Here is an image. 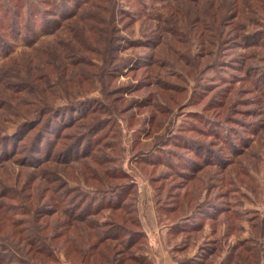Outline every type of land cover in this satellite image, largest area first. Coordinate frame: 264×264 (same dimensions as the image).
Listing matches in <instances>:
<instances>
[{
  "label": "rangeland",
  "instance_id": "1",
  "mask_svg": "<svg viewBox=\"0 0 264 264\" xmlns=\"http://www.w3.org/2000/svg\"><path fill=\"white\" fill-rule=\"evenodd\" d=\"M0 264H264V0H0Z\"/></svg>",
  "mask_w": 264,
  "mask_h": 264
},
{
  "label": "trees",
  "instance_id": "2",
  "mask_svg": "<svg viewBox=\"0 0 264 264\" xmlns=\"http://www.w3.org/2000/svg\"><path fill=\"white\" fill-rule=\"evenodd\" d=\"M76 16H77V14L74 12V13H70V15L67 16V18H69V19H70V18L73 19V18H75ZM38 30H39V29H38ZM38 30L36 31V33H39V34H40V33H43V32L45 31V30H44V31H38ZM46 33H48V32H46ZM46 33H44V34H46ZM32 41H33V40H32ZM34 41H35V40H34ZM63 48H64L63 50H68V49H69L70 51L75 50V49H74L73 47H71V46L63 47ZM68 54H69V53L64 52L62 56L65 57V56H67ZM64 57H63V58H64ZM63 58H62V59H63ZM62 59H61V60H62ZM61 62H62V65H63V64L65 63V62H64V59H63ZM79 63H81L80 60H77V61L74 60V61H72L71 64H72V66H76V65L79 64ZM79 86H80V85L76 84V85H75V87H76V91H75V92H67V93H65V95H63L62 97H67V98H68V97L74 96L76 93H79V91L83 90V89H79ZM44 111H46V110L44 109ZM50 119H51V118H49L48 120L50 121ZM40 120H41V118H40L38 121H40ZM51 120H53V118H52ZM25 124H26V123L23 122L21 125H19V127L17 128V130H22V129L24 128ZM44 124H46V121H45ZM42 163H43V162H40V163H38L37 165H34V166L42 165ZM169 206H171V205H168V207H169ZM116 208L119 209L120 207H116ZM78 215H79V214H76V213H73V215H72V213H71V216H78ZM77 220H78V218H77ZM83 220H84V219H80V221H83ZM120 254H121V253H120ZM128 259L131 260V261H134V260H135L134 257H129Z\"/></svg>",
  "mask_w": 264,
  "mask_h": 264
}]
</instances>
